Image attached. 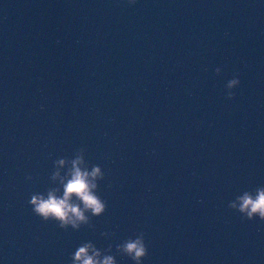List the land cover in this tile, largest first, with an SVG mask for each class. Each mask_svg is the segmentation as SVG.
<instances>
[{
	"label": "water",
	"instance_id": "obj_1",
	"mask_svg": "<svg viewBox=\"0 0 264 264\" xmlns=\"http://www.w3.org/2000/svg\"><path fill=\"white\" fill-rule=\"evenodd\" d=\"M74 167L104 210L60 227ZM259 188L264 0H0V264H264Z\"/></svg>",
	"mask_w": 264,
	"mask_h": 264
},
{
	"label": "clouds",
	"instance_id": "obj_2",
	"mask_svg": "<svg viewBox=\"0 0 264 264\" xmlns=\"http://www.w3.org/2000/svg\"><path fill=\"white\" fill-rule=\"evenodd\" d=\"M215 71L219 72L220 70L216 69ZM238 84V79H231L227 83V88L232 89ZM233 95L234 93L229 91L226 98L232 99ZM98 172L99 169H93L91 174L86 172L82 173L78 168L74 167L72 178L64 185L63 196L56 197L51 192L48 194L46 200L42 197L34 196L30 201V203L35 206L33 211L45 219L53 217L60 220V227H64V225L68 223H71L73 227H77L75 221H82L85 217L83 211L79 207L69 202L71 198L75 196L83 203L85 210L90 209L93 214L101 213L104 210V204L101 203L100 199L91 191L96 185L91 183L88 179L89 175L95 177ZM237 200L239 201L238 211L243 214L242 218H246L247 220L259 218L261 221H264V188L257 189L254 197L245 192L244 195L238 197ZM228 207L237 208V204L231 203ZM73 217L75 219H73ZM89 247L90 245H85L79 248L74 257L75 261H79L80 264H97V261L87 254ZM123 248L124 251L136 261V264H141L140 258L147 255L144 234L140 233L138 238L134 241H126ZM103 264H113L112 258H106Z\"/></svg>",
	"mask_w": 264,
	"mask_h": 264
}]
</instances>
